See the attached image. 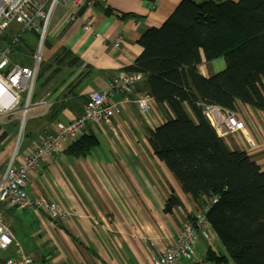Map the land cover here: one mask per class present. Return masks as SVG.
<instances>
[{"label":"crops","instance_id":"crops-1","mask_svg":"<svg viewBox=\"0 0 264 264\" xmlns=\"http://www.w3.org/2000/svg\"><path fill=\"white\" fill-rule=\"evenodd\" d=\"M182 1L82 0L77 6L57 5L14 164L22 163L44 130L79 117L90 92L107 89L115 77L125 73V67L142 52L139 38L148 29L160 27ZM89 22L99 36L83 29ZM11 28L14 32L20 26ZM37 41L36 33L26 31L17 46L33 55ZM202 67L203 75L212 76L223 71L226 62L222 57L204 60ZM145 81H140L133 93H112L111 101L119 103L122 112L110 124L94 123L82 130L80 136L98 137L90 153L70 155L67 147L80 136L65 140L62 148L29 175L27 189L32 196L58 200L75 215L52 220L36 211L0 203V214L16 236L8 248L0 249L1 260L25 254L34 259L31 264H151L152 256L162 252L199 209L149 142L150 131L168 116L154 99L148 112L137 106L135 100L148 94ZM44 102L50 107L45 109ZM237 109L248 140L241 131L226 132L222 137L230 149L246 151L264 169V111L241 102ZM14 121L0 124V172L13 157ZM5 138L9 141L3 150ZM172 194L181 204L167 210ZM211 246L223 252L219 236L214 241L199 238L192 259L178 264H235L229 258L224 262L209 260Z\"/></svg>","mask_w":264,"mask_h":264},{"label":"trees","instance_id":"trees-1","mask_svg":"<svg viewBox=\"0 0 264 264\" xmlns=\"http://www.w3.org/2000/svg\"><path fill=\"white\" fill-rule=\"evenodd\" d=\"M138 43L142 52L124 71L148 74V94L168 116L150 131L151 146L199 208L203 195L219 197L207 217L223 252L211 246L207 258L264 264V169L246 151L230 149L196 104L235 109L241 102L264 111V0H183ZM219 57L223 71H199ZM98 142L84 134L67 152L84 156ZM180 204L172 194L166 209Z\"/></svg>","mask_w":264,"mask_h":264},{"label":"built area","instance_id":"built-area-1","mask_svg":"<svg viewBox=\"0 0 264 264\" xmlns=\"http://www.w3.org/2000/svg\"><path fill=\"white\" fill-rule=\"evenodd\" d=\"M82 0H0V124H7L19 120L23 128L30 117V108L38 79V72L43 61V48L53 12L57 5L70 3L77 6ZM18 24V31L12 30V25ZM87 32L99 36L94 25L89 22L83 25ZM30 31L38 36V49L33 53V63L24 65L11 59L13 46L19 41L23 32ZM9 37L8 40L6 38ZM120 45L115 42V47ZM198 69L203 70L202 63ZM147 73H122L115 77L107 89L93 90L88 94L84 111L74 120L54 126L40 135L38 144L24 157L21 164H14L15 157L0 172V203L20 210H32L52 220L68 219L74 210L64 207L58 200L43 195L32 196L27 189L28 177L37 168L44 165L59 148L62 142L80 136L82 130L94 123L110 124L113 117L122 112L119 103L111 101L113 92L122 94L133 93L137 84L146 78ZM153 98L144 93L135 102L142 112L151 109ZM208 117L211 125L221 134L226 132H243L248 140L244 121L240 111L228 109L219 105L196 102ZM42 106L47 109L50 105L45 102ZM219 197L202 196V207L197 209L192 218L185 222L179 233L171 238L167 247L151 258V264H178L181 260L192 259L196 243L199 238L208 241L217 240L212 223L207 217L208 211ZM15 233L10 223L0 214V249H6L15 241ZM31 256L21 254L16 257L0 259V264H31Z\"/></svg>","mask_w":264,"mask_h":264},{"label":"rangeland","instance_id":"rangeland-1","mask_svg":"<svg viewBox=\"0 0 264 264\" xmlns=\"http://www.w3.org/2000/svg\"><path fill=\"white\" fill-rule=\"evenodd\" d=\"M38 49V43L36 44V47H35V51ZM43 53V51H42ZM11 59L14 61V62H19L21 64H32L33 63V56L30 52H28L26 50V48L24 47H18L17 46V43L13 46L12 48V51H11ZM28 119L29 117L27 118L26 120V123L24 125L23 128H20V125H19V120H16L13 122V124H15L16 126V136L14 138H12L11 140V145L14 146L13 148V152H12V156L13 155H16L18 152H20V149H21V146H22V142L24 140V136H25V131L27 129V125H28ZM9 141V138H5L4 140V143L5 141ZM5 150L6 149V143H5V146H3Z\"/></svg>","mask_w":264,"mask_h":264}]
</instances>
